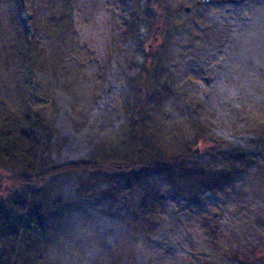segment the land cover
Wrapping results in <instances>:
<instances>
[{
    "label": "rangeland",
    "instance_id": "374dc122",
    "mask_svg": "<svg viewBox=\"0 0 264 264\" xmlns=\"http://www.w3.org/2000/svg\"><path fill=\"white\" fill-rule=\"evenodd\" d=\"M51 1L52 10L47 0H30L31 14L23 0H0V105L16 111L25 96L11 49L33 47L31 83L49 97L55 164L119 150L132 79L153 48L169 85L154 110L160 142L183 151L198 120L212 139L199 140L187 162L241 172L197 204L151 176L159 200L148 229L135 227L118 199L105 198L109 180L122 183L119 172L59 177L58 194L72 207L52 229L42 264H264V0H167L182 12L166 41L149 24L146 0H71L66 30L63 0ZM46 19L55 25L51 34ZM239 153L248 161H235ZM78 178L93 184L89 200L76 198Z\"/></svg>",
    "mask_w": 264,
    "mask_h": 264
},
{
    "label": "trees",
    "instance_id": "16d2710c",
    "mask_svg": "<svg viewBox=\"0 0 264 264\" xmlns=\"http://www.w3.org/2000/svg\"><path fill=\"white\" fill-rule=\"evenodd\" d=\"M47 2L48 9L52 10L53 2ZM23 3L33 14L30 0H23ZM63 3L61 28L66 30L71 26V0H63ZM170 6L167 0H146V14L153 16L149 24L158 37L166 35L165 41L181 27L174 24L173 18L182 10ZM131 18H134L131 19L133 25L135 17ZM131 23L129 31H132ZM54 28V23L46 19L44 30L51 34ZM152 49L145 50L140 72L132 79L134 96L128 101L129 123L122 131L119 150H108L107 154L65 165H57L52 159L50 118L45 115L49 97L47 94L39 96L31 83L38 71L39 54L31 46L14 45L11 49L10 57L17 64L16 72L25 96L16 111L0 105V264H42L52 229L64 220L72 207L58 194L56 181L59 177L72 173L81 176L119 172L122 183L109 180L105 198L118 199L123 211L130 212L132 224L148 229L153 207L159 200L156 181L151 176H161L172 195L197 204L206 193H216L219 185H227L241 172L232 165L226 169H210L187 162L186 156L189 158L192 147L199 140L212 139L208 127L198 120L189 127L187 136L191 139H186L183 151L167 148L160 142L154 110L168 97L169 85L165 70L160 68L158 54L150 51ZM248 159L239 153L235 161L247 162ZM78 186V192L83 193L76 196L78 200H89L93 196V184L78 178ZM247 264L250 263L247 261Z\"/></svg>",
    "mask_w": 264,
    "mask_h": 264
},
{
    "label": "water",
    "instance_id": "95a60500",
    "mask_svg": "<svg viewBox=\"0 0 264 264\" xmlns=\"http://www.w3.org/2000/svg\"><path fill=\"white\" fill-rule=\"evenodd\" d=\"M184 10H185V12H188L189 8L186 7ZM28 20H29V14H27V17H26V20H25V23H26L25 25H26V33L28 34V37L30 38L31 35H32V31H31V26L28 24ZM198 152H199V149L196 148V149H194L192 151V155H197Z\"/></svg>",
    "mask_w": 264,
    "mask_h": 264
}]
</instances>
